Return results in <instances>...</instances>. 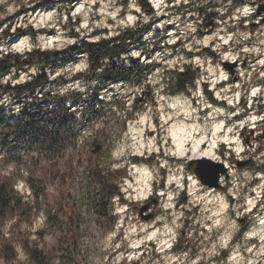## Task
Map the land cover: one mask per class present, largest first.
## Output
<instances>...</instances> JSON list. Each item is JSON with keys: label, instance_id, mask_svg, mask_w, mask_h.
I'll return each instance as SVG.
<instances>
[{"label": "rangeland", "instance_id": "374dc122", "mask_svg": "<svg viewBox=\"0 0 264 264\" xmlns=\"http://www.w3.org/2000/svg\"><path fill=\"white\" fill-rule=\"evenodd\" d=\"M144 1L153 15L140 0H0V58L34 49L69 58L74 45L131 30L136 38L116 62L149 66L140 84L102 90V116L85 125L101 69L93 73L81 54L46 69L47 91L81 96L66 104L78 138L61 157L27 150L22 137L0 129V264H264V0ZM183 67L198 73L196 86L173 94L171 74ZM38 74L33 67L0 79V117L22 112L7 84ZM206 83L223 89L212 93ZM181 124L205 128L210 143L214 127H223L217 154L200 161L177 154L171 131ZM223 137L235 143L221 145ZM191 163L210 182L224 169L221 187L202 185ZM71 166L74 180L66 182ZM137 169L149 173L146 200ZM89 170L120 182L124 203L113 200L112 217L78 200L95 198Z\"/></svg>", "mask_w": 264, "mask_h": 264}, {"label": "trees", "instance_id": "16d2710c", "mask_svg": "<svg viewBox=\"0 0 264 264\" xmlns=\"http://www.w3.org/2000/svg\"><path fill=\"white\" fill-rule=\"evenodd\" d=\"M238 5H243V0H236ZM141 8L153 15V10L147 1L140 0ZM149 29V28H147ZM136 31L128 30L126 33L119 34L114 39L103 40L98 43L84 42L79 47H74L68 53L69 58L55 59L56 53L34 49L25 53L23 56L8 53L0 58V79L6 77L14 80L18 79V72L37 67L41 74L35 75L31 80L12 86L7 84L4 91L11 95L14 102L22 105V112L15 120H10L6 116L0 117V129H9L14 137H22L28 147L27 150L37 148L38 154L50 156H62L78 136L71 126H75L76 119L71 113L70 107L66 104L71 101L78 102L81 99L79 95L59 96L47 91V86L51 83L46 69H60L65 66L66 61L74 55H87L89 66L93 73L101 69L100 86L96 92L89 97V105L82 111L85 118L81 123L85 125L88 122L96 121L102 116L103 109L96 108L100 105L98 100L99 93L108 87L119 83L134 82L140 84L141 75L149 69L147 64H139L137 60L129 58L130 66L117 63L123 55L129 52L136 36ZM7 36L9 33L6 34ZM160 41V40H159ZM143 77V76H142ZM168 78V77H167ZM198 73L192 71L190 67H183L181 71L176 70L171 74L173 82V94H187L189 90L196 85ZM38 92V93H37ZM213 103V99H211ZM245 106V105H244ZM264 112V106H262ZM73 122H71V120ZM34 137L38 138L34 141ZM39 140V141H38ZM49 149H48V148ZM77 162H79L77 160ZM192 171H195V164L191 163ZM71 166L70 173L61 175V179L69 182L74 180L75 169ZM84 176L88 182L97 183L95 198L91 202L90 198H85L84 194L78 198L79 202H90L89 209L92 213L102 216L108 213L112 217L114 211L113 200L117 197L119 202H123L120 189L117 187V178L104 174L102 171L95 174L93 170L85 171ZM120 177V180L125 178ZM71 235V231H69Z\"/></svg>", "mask_w": 264, "mask_h": 264}, {"label": "bare ground", "instance_id": "6f19581e", "mask_svg": "<svg viewBox=\"0 0 264 264\" xmlns=\"http://www.w3.org/2000/svg\"><path fill=\"white\" fill-rule=\"evenodd\" d=\"M152 1L156 2L157 0ZM226 78L227 75L224 74L220 79L222 80V82H225ZM184 113L187 114L188 111ZM222 128L219 125L214 127L213 141L212 143H210V140H207V142L205 141L208 137L207 130H205V128L200 130L195 125H173L171 135L174 141V146L176 147L177 154H179L181 157H185L188 156L189 153H191V159L194 160L211 159L213 155L217 154L216 152L219 144L218 140L221 137ZM223 139H225L227 143H230V145L235 143L234 139H231L229 137L227 139L223 137ZM207 143H210V148H208L206 151H203L205 149L204 146H206ZM191 144H193V148L189 151V147ZM141 146L143 147L144 144L142 143ZM137 172L140 174L143 182L146 183L144 188L142 187V191L140 193V196H142V198L146 200L148 199V189L151 187L148 181L149 173L148 171L141 169H137Z\"/></svg>", "mask_w": 264, "mask_h": 264}, {"label": "water", "instance_id": "95a60500", "mask_svg": "<svg viewBox=\"0 0 264 264\" xmlns=\"http://www.w3.org/2000/svg\"><path fill=\"white\" fill-rule=\"evenodd\" d=\"M198 161H200V160H198ZM195 173H196V176H197L198 180L200 181V183L202 185L208 186L210 188H220L221 187V185L219 184L220 177H221V175L225 174L226 171L224 169H221L219 172H217L216 175H215V178H214V180L212 182L208 181L206 174L204 173V171L201 168H196ZM149 208H150V204H148L147 206L143 207L141 209V215L144 216V213L147 210H149ZM144 219L148 221V220L152 219V216L150 215V216H148L147 218H144Z\"/></svg>", "mask_w": 264, "mask_h": 264}, {"label": "snow or ice", "instance_id": "6c2138e0", "mask_svg": "<svg viewBox=\"0 0 264 264\" xmlns=\"http://www.w3.org/2000/svg\"><path fill=\"white\" fill-rule=\"evenodd\" d=\"M245 11H247V10H245Z\"/></svg>", "mask_w": 264, "mask_h": 264}]
</instances>
